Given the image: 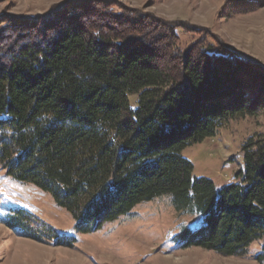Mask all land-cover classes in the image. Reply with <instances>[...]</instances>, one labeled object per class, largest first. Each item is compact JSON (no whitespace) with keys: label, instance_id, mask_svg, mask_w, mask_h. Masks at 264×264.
I'll return each instance as SVG.
<instances>
[{"label":"trees","instance_id":"16d2710c","mask_svg":"<svg viewBox=\"0 0 264 264\" xmlns=\"http://www.w3.org/2000/svg\"><path fill=\"white\" fill-rule=\"evenodd\" d=\"M55 19L50 33L15 37L0 56L6 173L51 193L80 233L171 195L180 214L205 221L177 234L185 247L245 256L260 242L264 263V134L244 142V165L221 187L196 177L183 155L264 105L243 77L228 88L224 68L246 56L215 42L183 49L170 27L161 42L141 18L114 11L89 24ZM2 43L0 36V51ZM31 217L16 210L8 225L26 227ZM44 226L57 242L74 243Z\"/></svg>","mask_w":264,"mask_h":264},{"label":"rangeland","instance_id":"374dc122","mask_svg":"<svg viewBox=\"0 0 264 264\" xmlns=\"http://www.w3.org/2000/svg\"><path fill=\"white\" fill-rule=\"evenodd\" d=\"M105 10L141 18L150 27L148 35L161 36V42L169 35L168 27L176 29L173 34L183 49L215 42L242 53L245 59L235 57L224 68L228 88L236 75L243 77L252 96L264 103V0H0V56L9 53L15 37L24 41L34 30L50 33L61 23L55 17H80L89 24ZM259 134H264V105L186 147L183 155L193 162L196 177L210 178L221 187L234 181L244 165V142ZM16 210L31 214L26 227L8 225ZM204 223L199 215L180 214L172 196L164 195L97 231L80 233L74 217L51 193L9 176L0 164V264H264L256 258L260 242L245 256H224L177 240L183 228ZM44 225L65 240L74 238V243L57 242Z\"/></svg>","mask_w":264,"mask_h":264}]
</instances>
